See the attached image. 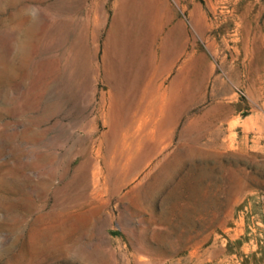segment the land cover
I'll return each mask as SVG.
<instances>
[{
  "label": "rangeland",
  "instance_id": "374dc122",
  "mask_svg": "<svg viewBox=\"0 0 264 264\" xmlns=\"http://www.w3.org/2000/svg\"><path fill=\"white\" fill-rule=\"evenodd\" d=\"M122 1L0 0V264H264V0H149L120 83Z\"/></svg>",
  "mask_w": 264,
  "mask_h": 264
},
{
  "label": "bare ground",
  "instance_id": "6f19581e",
  "mask_svg": "<svg viewBox=\"0 0 264 264\" xmlns=\"http://www.w3.org/2000/svg\"><path fill=\"white\" fill-rule=\"evenodd\" d=\"M120 1V0H119ZM125 1V0H123ZM122 1V2H123ZM128 1V0H127ZM130 1V0H129ZM133 1V0H131ZM139 1V0H138ZM141 1V0H140ZM148 1V2H146ZM143 2H141L140 4H130L128 7L126 5H122V6H126L129 11L128 13V17H129V21L128 23H126L125 26V32L124 35L122 36L120 33V35L122 36V39L118 36L114 37L118 39L120 38V45L117 48H114V55H113V59L112 62L110 61L111 65L114 67L112 68L115 72L118 73L119 75V79H120V83H122L125 80H129L131 77H135L137 76V73L140 71L142 72V70L146 69L148 66L146 65L147 63L152 64V59H153V53L151 50V44L155 39V32H156V28L155 26H153V23L151 21V17L150 15H152V20H153V14H149L148 13V8L150 12H152V5L147 6V3H151V1L146 0ZM120 3V2H118ZM130 3V2H129ZM128 3V4H129ZM132 3V2H131ZM136 3V2H135ZM153 4V3H151ZM150 5V4H149ZM154 5V4H153ZM121 6V8H122ZM120 7V5L118 6ZM157 7V6H156ZM154 9H156L154 7ZM123 12H124V8H123ZM171 12V11H170ZM127 13V12H126ZM125 12L123 14H126ZM156 14V13H155ZM171 14V13H170ZM123 16V15H122ZM126 16V15H125ZM166 16V15H165ZM118 17V16H117ZM158 17V16H157ZM125 19H127L126 17H124ZM116 20V19H115ZM118 20V18H117ZM123 20V19H122ZM166 20V18H165ZM172 20V19H171ZM170 20V21H171ZM119 22V20H118ZM162 22V21H160ZM165 22V21H164ZM169 22V21H168ZM116 23V22H115ZM121 23V22H120ZM125 23V22H124ZM118 24V23H117ZM115 24V25H117ZM159 24V23H158ZM164 25V23H163ZM119 26V25H118ZM117 26V27H118ZM167 26V25H166ZM116 27V26H115ZM120 27V26H119ZM178 27V26H177ZM123 28V27H122ZM183 28V27H181ZM176 29V28H175ZM174 29V30H175ZM116 30V29H115ZM119 30V29H118ZM173 30V31H174ZM123 31V29H122ZM121 31V32H122ZM163 32V31H162ZM172 32V30H171ZM159 33V32H158ZM175 33V32H174ZM181 33V32H179ZM184 33V32H183ZM116 34V33H115ZM157 34V33H156ZM182 34V33H181ZM183 35V34H182ZM172 36V35H171ZM176 36V35H175ZM187 37V36H186ZM160 38V35H159ZM170 38V37H169ZM172 38V37H171ZM185 38V37H184ZM117 39V40H118ZM157 39V36H156ZM119 41V40H118ZM156 41V40H155ZM182 41V40H181ZM116 45V44H115ZM157 47V46H156ZM109 49V48H108ZM166 49L167 46H165L164 52L162 54V58L159 62L158 65H160L161 67H163V64L165 65V59L164 57L166 56ZM173 50V49H172ZM111 51V50H110ZM157 51V50H156ZM179 51V48L177 49V47H175V52ZM113 52V51H112ZM109 55V54H108ZM157 57V56H156ZM110 57H108L109 59ZM107 59V58H106ZM110 60V59H109ZM175 61V60H174ZM156 63V62H155ZM110 65V64H109ZM156 69V68H155ZM143 70V71H144ZM183 70V69H182ZM146 71V70H145ZM157 71H162L157 67ZM183 73V72H182ZM140 75V74H139ZM183 75V74H182ZM110 76V75H109ZM115 76V74H114ZM142 76V74L140 75ZM148 76V75H147ZM116 77V76H115ZM117 78V77H116ZM116 80V79H115ZM183 80V79H182ZM112 83V82H111ZM154 83V82H153ZM183 84V83H182ZM182 84L180 82L173 84V91H172V104L176 101V100H180L181 96L183 94H181L179 91V88H182ZM112 85V84H111ZM122 85V84H121ZM152 85V84H151ZM150 85V86H151ZM127 87V86H126ZM151 88V87H150ZM175 89H177L178 92L175 91ZM182 90V89H181ZM170 93V92H169ZM159 94V93H158ZM165 94V93H164ZM112 95V94H111ZM167 95V93L165 94ZM160 96V95H159ZM112 97V96H111ZM116 97V96H115ZM154 97V96H153ZM169 97V96H168ZM170 97V98H171ZM156 98V97H155ZM158 98V97H157ZM164 98V97H163ZM161 99V111L164 109V104H166V101L164 99ZM166 98V97H165ZM169 98V99H170ZM148 99V98H147ZM130 100V98H129ZM153 100V99H152ZM154 101V100H153ZM171 101V100H170ZM177 102V101H176ZM113 103V102H112ZM151 103V102H150ZM170 103V102H169ZM164 106V107H163ZM114 108V107H113ZM141 109V108H140ZM147 109V108H146ZM151 109V108H150ZM153 109V108H152ZM114 110H116L114 108ZM166 110V107L165 109ZM111 111V110H110ZM109 111V112H110ZM160 111V112H161ZM152 112V111H151ZM159 112V113H160ZM165 112V111H164ZM144 113V112H143ZM150 113V112H149ZM115 114V112H114ZM157 114H158V110H157ZM111 115V114H110ZM143 115V114H142ZM173 115V114H172ZM109 116V115H108ZM107 117V116H106ZM118 117V116H117ZM153 117V116H152ZM113 118V117H112ZM136 118V115H135ZM165 118V117H164ZM157 119V118H156ZM145 120V118H144ZM154 120V119H153ZM116 122V120H115ZM158 122V121H157ZM140 143V142H139ZM154 144V143H153ZM139 145V144H138ZM156 145V144H155ZM155 145H153L155 147ZM153 149V148H152ZM151 149V151H152ZM155 151V150H154ZM153 151V152H154ZM158 151V149H157Z\"/></svg>",
  "mask_w": 264,
  "mask_h": 264
},
{
  "label": "crops",
  "instance_id": "0c3cea01",
  "mask_svg": "<svg viewBox=\"0 0 264 264\" xmlns=\"http://www.w3.org/2000/svg\"><path fill=\"white\" fill-rule=\"evenodd\" d=\"M164 52V51H163ZM164 59H165V65L163 64V67H161V66H158V68L160 69V70H162V73H164V72H166V70H168L169 68H171L173 65H174V63L176 62V59L174 58V59H171V60H168V59H166L165 57H164ZM175 60V61H174ZM163 75L161 74V75H158L157 77H154V78H152V79H150V80H148V79H144V82H145V84L143 85V86H145L146 88L147 87H153L156 91H157V93H159V90L161 89V87H162V82H163V79H164V77H162ZM143 81V80H142ZM118 82H120V79H118ZM154 82V83H153ZM152 84V85H151ZM119 85H121L120 83H119ZM151 85V86H150ZM160 94V93H159ZM158 94V95H159Z\"/></svg>",
  "mask_w": 264,
  "mask_h": 264
}]
</instances>
